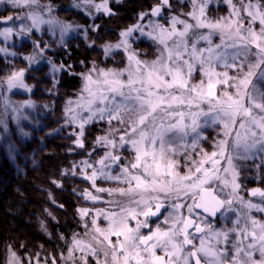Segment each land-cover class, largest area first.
Masks as SVG:
<instances>
[{
    "label": "snow or ice",
    "instance_id": "6c2138e0",
    "mask_svg": "<svg viewBox=\"0 0 264 264\" xmlns=\"http://www.w3.org/2000/svg\"><path fill=\"white\" fill-rule=\"evenodd\" d=\"M84 2L91 3L92 0ZM191 2L194 11L187 15L195 23L172 15L168 27L153 23L150 25L152 31L145 33L144 26L136 24L120 33L122 39L118 43L105 45L106 55L113 49L121 48L127 53V68L105 70L94 67L89 70L83 74L85 83L82 92L87 93V99L81 96L79 101L70 100L66 107V113L69 114L67 123L78 122L79 132L75 143L81 148L84 147V127L97 116L103 120L107 115L109 123L117 120L125 126L118 142L108 136L97 138V144L112 149L97 161L99 168L93 167L87 160L82 162L85 168L92 169L91 175L84 173V178L90 180L93 187L98 178L126 185L110 189L96 188L97 192L128 197L129 204L134 205L129 207L119 201H109L117 204L119 211L107 214L98 211L96 214H103L110 221L107 234L104 230L95 229L103 235L104 240L111 245L110 235L123 237L111 247V264H264V221L250 215L252 210L264 213V191L259 188L251 191V196H258L260 203L245 201L240 197V184L237 183L239 172L234 164L236 158H250L249 153L253 150L264 152V90L259 86L264 83V5L251 2L244 4L241 0L243 10L251 18L247 29H244L241 9L236 8L232 0L225 2L233 9L231 15L237 17L235 20L223 17L215 21L202 19L209 0ZM0 3L29 9L24 16L0 18L3 24L21 19L30 21L21 25L17 33L19 35L30 34L34 29L39 31L44 24L58 23L54 19L45 20L42 12L36 10L44 7L47 12L52 11L50 5L41 6L39 0H0ZM197 4L198 12L195 10ZM95 7L97 11L111 14L108 0H103L102 4ZM171 7L170 0H158L150 13H142L140 19L146 15L162 16L164 9ZM257 20L260 25L258 32L252 27ZM177 25H182V29H178ZM72 27L70 24L60 25L61 33L68 32ZM205 28L210 30L207 35L195 31ZM135 31L163 45L157 60L141 61L130 50L128 38ZM216 31L221 34V44L212 47L211 36ZM244 31H247V35L243 34ZM190 32L193 34L191 44L188 39ZM12 34V27L0 31V36L5 39ZM225 37L233 42L226 44ZM200 40L207 41L209 47L198 48ZM33 45L40 47L36 41H33ZM222 47L224 50H220ZM253 47L255 52L252 51ZM227 48L236 51L230 54ZM6 51L0 48V52ZM249 55L256 57L254 62H248ZM185 56L188 58L185 59ZM242 56L244 60L237 63ZM25 59L34 62L35 57ZM217 63L225 69H238V72L235 76H229L227 70L217 72ZM197 64L204 78L193 83ZM25 71H13L0 82V86L6 83L8 91L14 88L31 91L23 80ZM125 72L127 78L122 79ZM220 84L228 85L233 91L218 94L217 85ZM73 103L76 108L87 110L90 115L82 118L72 107ZM98 104L103 107H95ZM203 104L208 105L207 111L202 107ZM31 106V101H24L12 110L18 113L21 108ZM201 117L208 118L204 123L210 120L213 124H221L225 138L218 141L217 150L210 155L201 149L203 158L199 162L193 161L195 168H189L187 173L181 175L177 170L179 162L172 159V154L180 149L197 148L201 138L198 131L202 126ZM149 128L154 134H150ZM190 135L193 136L192 143L187 144ZM125 146H130L134 151V161L121 165V155L113 150ZM222 160L226 161L227 166L221 164ZM206 164L210 166L205 167ZM112 165L120 169L115 175L110 174ZM221 171L224 177L220 175ZM229 175L231 179L227 178ZM214 181L218 182L215 187ZM225 189L230 190L222 196ZM145 193L150 195L145 196ZM160 194H163L164 199L174 196L179 201L183 197L191 200V203H172V211L163 220L169 227L164 229L157 224L153 230L149 218L162 215L161 209L165 207ZM85 195L92 200L99 199L91 193L86 192ZM234 202L241 205V211L233 207ZM181 209H186L187 215ZM80 212L82 216L88 214L87 209ZM228 212L236 213L232 227L215 228L209 218L216 217L217 213L226 216ZM129 219L136 222L135 227L129 225ZM142 228L149 229L147 235L141 233ZM74 244L79 248L82 242L75 240ZM89 248L91 254L95 255L96 250ZM157 250L162 254L158 255ZM256 252L259 253V260L253 258ZM104 255L107 257L109 253L105 251ZM9 264H18L15 254ZM105 264L109 262L106 260Z\"/></svg>",
    "mask_w": 264,
    "mask_h": 264
},
{
    "label": "rangeland",
    "instance_id": "374dc122",
    "mask_svg": "<svg viewBox=\"0 0 264 264\" xmlns=\"http://www.w3.org/2000/svg\"><path fill=\"white\" fill-rule=\"evenodd\" d=\"M110 2L111 0H108V8L111 10V8L109 7ZM232 2L236 6V8L241 9L240 17L243 18L242 24H243L244 29H247L251 18L248 17L247 12L243 10L241 0H232ZM243 2L244 4L251 2L253 4L264 5V0H243ZM102 3H103V0H92L91 3H85L84 0H79L77 3H75V5H79V6L77 7L73 5L72 8L74 10L85 12L87 9H95L96 11V16L93 17L90 22H87V21L81 22L80 20H77V21L69 20L71 15H68V13L70 12L63 7L65 6L64 4L62 3L56 4L54 0H39V4L41 6L50 5L52 7L51 13L47 12L46 8H45V11L42 12V14L44 15V19L45 20L54 19L58 23L53 24V25H48V24L41 25V28L39 31L34 29L32 30L30 34H27V35H19L17 33L19 32L21 25L28 24L30 23V21H26V20L21 21L22 20L21 19V20H16L15 23H18L17 25H13V26L0 25V31H2L5 27L13 28V34L7 39H5L3 36H0V41L3 42V44L0 45V48L4 47L5 45H9L8 50L15 51V53L17 52L18 55H21V57L24 58L22 59V61L12 59V62H11L12 64H10V66L7 68H4L2 67V65H0V82H2L13 71H17L20 69H26L23 80H24V83L28 86V88L31 89V91H28L26 89H20V90H16L15 88L12 89L11 91H13L14 93H17V96H13L14 98H16L15 102L21 104L24 101H31L32 106H35L34 101H39V103L44 102V105L40 103V105L37 106L38 108L44 111V113H42L41 116H37V118L42 117V121H38L37 118L33 119L32 117H30L32 110H30V107L25 108L26 110H24V112L26 113V116H24L18 122L21 125L18 128L21 132H24L26 128H28L29 130H34V134L32 131H29V130L27 134L30 136H34L33 138L37 136L39 139L45 134L46 131L54 127L53 123L57 120V118L54 113V109H56V106L54 104L53 98L54 96L55 98L57 97L56 95H54L55 93L54 89L44 88V85L42 84L41 80H42V75H44L46 79L48 80L51 79L50 81L53 82L51 84L54 86H55L54 81L55 82L58 81V79H56L57 71H55L53 66L55 65V62L56 64H59L58 63L59 60L57 59V57L54 56L56 54L54 52H57L60 46H66L68 48L70 42H72L70 38H78L77 44H76L77 46H79L78 43L81 40H83L89 49L96 46L97 48L104 50L105 45H114L122 39L120 34L113 35L112 33H110L111 35H109V37L107 38L105 37L106 39L104 41L100 40L98 42L97 40L92 38L91 35L94 32H97L102 24L101 22L98 21V18L105 13L102 10L97 11L95 6L98 4H102ZM157 3H158V0L156 3H154V5H151V7H149L148 11L146 12L144 11L142 13H150L151 9L155 7ZM170 3L172 7L165 8V10L168 13H166L167 14L166 16L165 14H163L161 19L158 17H152L148 21L146 20L148 15L144 16L143 19H140V16L142 14L141 13L139 15V18H137L136 22L130 25L129 27H132L136 24H141L144 26L145 33H148L152 31V28L150 27V25L153 23H161V24H164L165 27H168L169 18L172 15H176L180 19L186 20L189 23H195L194 19L191 16L187 15L188 13L194 11L191 0H170ZM62 7L64 8V10L60 9ZM198 8H199V4H197L196 9H195L197 12H198ZM14 9L16 8H13L9 4H6V3L0 4V18H4V15L12 16L14 14L17 16H24L25 13L29 11V9L27 8H20L19 10H16L18 12L15 13ZM11 10H14V13H11ZM36 10L39 11V8ZM232 11L233 9L225 2V0H209V2L207 3L206 9H205V17H202V19L207 18L209 20L215 21L223 17V18L235 20L237 19V17L234 15H231ZM44 13H46L47 15L45 16ZM225 22H227V20ZM62 24H70L73 27L68 32L62 34L60 30V25ZM182 27H183L182 25H177L178 29H182ZM252 27L255 31L258 32L260 28L259 21L257 20L255 23H253ZM234 30L235 29L233 28L232 31L234 32ZM195 31L196 33L207 35L210 30L205 28V29H197ZM243 34L247 35V31H244ZM188 39H189V44H191L192 39H193V34L191 32L189 34ZM33 41H36L40 47L39 48L34 47ZM94 41L97 42L98 44H95ZM211 41H212V44H211L212 47H215V45L217 44H221V34L219 31H216L212 34ZM128 42L130 45V50L134 51L137 54V58L140 59L141 61L152 62L154 60H157L161 54V49L163 48V45H160L157 41H154L153 39L149 38L147 35H141V33L138 31H135L132 33V35L128 38ZM142 42H146L147 44H149L151 46V49L148 50L144 47H141L140 44ZM232 42H233L232 40H228L227 37H225L226 44H231ZM169 45L171 46V41H169ZM197 47L207 48L209 47V44L207 41L200 40L197 43ZM40 49H43V51L41 52ZM48 50L52 53L47 52ZM220 50H224L223 47ZM227 51L228 53L231 54L235 52L236 49L227 48ZM252 51L255 52L256 49L253 47ZM205 55H207V53H205ZM32 56L35 57L34 62H30L25 59V57H32ZM106 56L111 58L113 61L117 59L118 65H114V67H112V65H109L107 62L105 63V61H102V60L91 61L89 65H87L81 70L83 71L82 76H81L82 82L80 85V89L77 90L79 93V98L78 99L76 98V100L70 99L71 101L73 102L79 101L81 96L87 99V93L82 92V89L85 83L83 79V74L89 72V70L93 69L94 67L99 68V69H105V70H108V69L124 70L127 68L128 66L127 53H125L122 48L113 49ZM121 58L124 59L123 64L120 61ZM187 58L188 57L185 56V59ZM255 59L256 57L253 55L248 56V62H254ZM243 60H244V57L242 56L237 60V63H240ZM74 68L73 70L77 71ZM196 69L197 70L193 73V80H192L193 83H198L201 79L204 78L202 72L200 71L199 64L196 65ZM215 70L217 72H223L227 70L229 76H235L238 72V69H225L222 66V64H219V63L216 64ZM93 75L95 76V73H93ZM31 76L32 78L33 76H36L38 80L41 82L39 83L33 80L35 83L34 84ZM126 78H127V72H125V75L124 77H122V79H126ZM254 82H255V78H254ZM259 86L261 87L262 90H264V83H261ZM2 88H6V85L3 84ZM11 91H7L8 92L6 96L7 101H9L12 98ZM222 91L232 92L233 89L230 88L226 84L217 85V93L219 94ZM74 96H77V95L74 94ZM68 102L69 100L67 101V105H68ZM205 105L206 104H203L202 107L207 111ZM72 107L76 108V104L73 103ZM95 107H103V105L98 104ZM0 110H1V107H0ZM76 111L80 113V116L82 118H87L90 115V113L85 109L76 108ZM206 119L208 118L201 117L202 126L198 130L201 134V138L198 141L197 148L195 150H193L192 148L180 149L178 152L172 154V159L179 162L177 170L180 172L181 175L187 173L189 168H193V169L195 168L196 165L193 164V161L199 162L203 158L201 149L203 150V153H207L210 155L213 151L217 150L216 144L218 143V141L225 138L223 136V126L219 123L213 124L211 123L210 120H208V123H204ZM103 120H107V123L105 122L104 125L99 127L98 137L108 136L109 139H116L119 136V134H123V130L125 126L121 125L117 120H112L113 123L112 122L109 123L107 119V115H105V119ZM165 123H167V119L165 120ZM56 125H59L62 128H68L69 123H67V120H66V121L59 122ZM87 126L88 125H85L84 127V136L82 137L83 142H84V147L81 148L76 145V150L83 154L84 153L88 155L91 154V156H93L97 162L104 156L105 152L110 151L112 149L103 147L100 151H94V147L101 146V145L96 143L97 140L93 144H89L87 140V137H88ZM41 128L42 130L40 131ZM148 131L150 132V134H154L151 132V128H149ZM192 139H193L192 135L188 136L187 144H191ZM209 140H211V142H209ZM30 141H32V139ZM229 141L231 142V138H229ZM3 142H4V145H3ZM3 142H2V146H3L2 155L3 157L9 158V156H11L16 150L15 144L18 143L17 133H15L14 136H12V134H10V136L6 135ZM28 142L29 141L22 142L20 144L19 149L17 150L18 156L22 155L25 158V160L29 158L28 151L30 150H29V147H26V144ZM33 143L35 144L36 141L32 142V144ZM32 147L33 146H31L30 149ZM69 153H75V152L70 149ZM118 154L121 155V158H122L120 161L121 165H128L130 164V162L134 161L135 153L134 151L131 150L130 146H125L124 148H120ZM249 156L250 158L248 159H239V158L234 159V164L237 166V170L239 172L237 183H240V180L244 181L245 179H250V180H253L255 184L249 185V187H252V189L259 188L261 190H264V171H262L264 169V152H261L258 149L253 150L251 153H249ZM221 164L223 166H227L226 161L222 160ZM209 166L210 165L208 164L205 165V167H209ZM99 167H100L99 164L98 166L97 165L95 166V168H99ZM119 171L120 169L118 166L112 165L110 169V174L115 175ZM131 171L136 172L137 170H131ZM90 172H92V169L90 170ZM220 175L224 177L225 174L221 171ZM227 178L231 179V176L229 175ZM217 183L218 182L214 181L213 187H215ZM255 185L257 186L254 187ZM243 186H244V190H241L239 192L240 197L245 198L244 199L245 201H251L253 203L261 202L258 196L250 198L251 194L247 193L249 191L248 188H246L245 185ZM116 187H126V185L119 183L117 181L98 178L96 181V186L93 187V190L86 191L87 193H91L93 196L99 197V199L92 200V199H89L85 195V200L88 201L87 202L88 205L85 206V209L88 210V214L85 215V217L86 219H89L88 221H91L92 229L87 239H79L82 242L81 247H79V250L80 252L90 251V248H89L90 246L91 248H94L96 250V254L91 255V256L80 257V256H74L69 253V254L59 257V259H56V261H53L51 264H74V262L76 263L77 261L79 262V264H85V259L87 261V264H105L106 260L109 262V264H111V247L112 245H117V242L120 240H123V237L122 236L117 237L115 235H110L109 239L111 240V245L108 243V241L104 240L103 235H101L99 232H96L95 229L99 228L101 230H104L105 234H107V229L109 228L110 221L105 219L103 214L99 216H97L96 214L98 211H102L105 214L111 213L113 211L118 212L119 207L117 206V204L109 203V201H119L121 204L129 206V207H134V205L129 204L128 197H122L119 195H109L107 192H97L96 188L110 189V188H116ZM246 193L248 194L249 197H245ZM222 194H226L225 190ZM144 195L148 196L150 194L145 193ZM151 195H156V194L151 193ZM160 195L163 201V198H164L163 194H160ZM135 198L139 199V197H135ZM234 205H237L236 209L238 212L242 210L240 204H234ZM228 215H229V212L226 213V216L223 217V221H225L223 223L225 224L229 223L230 221V220L227 221ZM250 215L258 220L264 221V213H259V212H256L255 210H252ZM234 216H235V213L230 212V217L232 218ZM93 220H95V224H93ZM135 223L136 222L134 220L129 219V225L131 227H135ZM41 227L46 233H48V230L46 228L44 221H42ZM93 237H96V239H93ZM97 244H98L99 249L95 247V245ZM81 248H83V251L81 250ZM105 251L109 253L107 257L104 255ZM32 255L35 258V261H31V259L29 258L28 260H30L31 263L33 264L47 263L48 264L47 261L45 262L42 261L41 257L39 259V256H40L39 253H35ZM8 257L12 259L13 253H6L5 254L6 260L4 262L0 261V263L1 264L8 263ZM15 257L17 259V255H15ZM89 257H92L91 261H88ZM253 258L256 260H259V253L256 252Z\"/></svg>",
    "mask_w": 264,
    "mask_h": 264
},
{
    "label": "trees",
    "instance_id": "16d2710c",
    "mask_svg": "<svg viewBox=\"0 0 264 264\" xmlns=\"http://www.w3.org/2000/svg\"><path fill=\"white\" fill-rule=\"evenodd\" d=\"M54 1L56 4L62 3L65 5L63 7L70 12L68 15H71L69 18L71 21L90 22L96 16L95 9H87L85 12L74 10L72 6L79 0ZM156 2L157 0H111L109 3L111 14L104 13L98 18V21L102 24L99 30L91 35L92 38L99 42L109 37L110 33L119 35L120 32L134 24L142 12L148 11L149 7ZM63 7L60 9L64 10ZM19 9H14L15 13ZM14 10H11V13H14ZM39 11L44 12L45 8L41 7ZM166 13L168 12L164 9L163 14L165 16ZM12 16L16 17L17 15ZM162 16L158 18L161 19ZM4 17L7 16L4 15ZM152 17L155 16L148 15L146 20L149 21ZM15 22L16 20L0 25H17L18 23ZM70 40L72 42H70L68 48L60 46L57 52H54L56 53L54 56L59 60V64L55 62L54 65L55 71H57L56 79H58L57 82L54 81L56 87L51 84L53 83L50 81L51 79L48 80L42 75L41 81L44 88H53L55 91L54 95L57 98L54 96L53 101L56 106L54 113L57 120L53 123L54 127L46 131L39 139L37 136L33 138L34 136L28 135V128L24 132L18 129L21 126L18 122L26 116L24 112L26 107L21 108L18 113L14 112L12 109L22 104L15 102L16 98L13 96H17V93L11 91L12 98L7 101V86L6 88L0 86L1 262L6 260V253L17 255L18 264H33L28 259L35 261L32 255L35 253H39V259L41 257V260L47 261L48 264L69 253L80 257L92 255L91 251L80 252L74 241L87 239L92 229L91 221H88L89 219H86L85 215L82 216L80 212L88 205V201L85 200V192L93 190L92 182L84 178V173L91 175V169L85 168L82 162L87 160L93 167L98 166V163L93 156L76 150L75 140L79 132L78 123H69L68 128H62L56 124L69 118V114L66 113L67 101L79 98L77 90L80 89L83 72L81 70L84 67L94 60L105 61L112 67L118 65V63L117 59L113 61L107 57L103 49L96 46L89 49L83 40L77 46L78 38H70ZM2 44L3 42L0 41V45ZM95 44L98 43L95 42ZM140 46L148 50L151 49V46L146 42H142ZM1 48L7 50L6 52H0V65L4 68L12 64V59L18 61L24 59L17 52L16 55H11L15 51L8 50L9 45ZM47 52L52 53L49 50ZM120 61L122 64L124 63V59L121 58ZM73 68L77 71H74ZM33 80L41 82L36 76H33ZM4 84L6 85V83ZM15 89L20 90L21 88ZM74 94L77 96H74ZM34 102L35 106L30 107V110H32L30 117L33 119L44 113L42 109L37 107L40 103L44 105V102ZM205 106L208 109V105ZM37 119L42 121V117ZM105 122L107 123V120H101L97 116L92 122L86 124L88 125L87 140L89 144H93L97 140L99 127L104 125ZM111 122L113 123V121ZM29 131L34 134V130ZM15 133L18 137V143L15 144L16 150L9 158L3 157L2 142L6 135L10 136L12 134L14 136ZM120 135L122 134H119L115 139L117 142ZM31 139L32 141H30ZM27 141L29 142L26 147H29L30 151H28L29 158L25 160L22 155L18 156L17 150L22 142ZM35 141L36 143H33V145L32 142ZM31 146L33 147L30 149ZM102 148L103 146H96L94 151H100ZM70 149L75 153H69ZM119 149L114 151L119 153ZM244 181H249V179ZM42 221L45 222L48 233L42 229ZM95 247L98 248V244ZM91 259L92 257H89L88 261H91ZM10 260L11 258L8 257V263L6 264H9ZM74 264H79V262H74Z\"/></svg>",
    "mask_w": 264,
    "mask_h": 264
},
{
    "label": "flooded vegetation",
    "instance_id": "af4514ba",
    "mask_svg": "<svg viewBox=\"0 0 264 264\" xmlns=\"http://www.w3.org/2000/svg\"><path fill=\"white\" fill-rule=\"evenodd\" d=\"M209 142H211V140H209ZM262 171H264V169H263ZM261 182H262V181H261ZM239 184H240V188H239V190H238V194H239V195H240L239 192H240L241 190H244V186H243V185H245L246 188H248L249 191H248L247 193H248V194H251V191H252L253 189H252V187H249V185H254L255 182H254L253 180H250V179H249V181H243V180H240V183H239ZM256 186H257V185H255L254 187H256ZM229 190H230V189H225L226 194L228 193ZM262 191H264V190H262ZM247 193L245 194V197H249ZM226 194H221V195L223 196V195H226ZM252 197H253V196H250V198H252ZM243 199H245V198H243ZM176 202H179V203H191V200H186L185 198L181 197V199H180L179 201H177V200H175V197H174V196L169 197L168 199H164V198H163V203H164L165 207L161 209L162 215H160L159 217H151V218H149V221H148V222H149V225H150L151 229L155 230L157 224H159L160 227H161V228H164V229H166L167 227H169V225H166V224L163 223V220H164L165 217L168 216L169 212L172 211L171 204H172V203H176ZM234 204H239V203H238V202H234ZM233 207L236 208L237 205H233ZM196 211H197V212H200L201 210H196ZM181 212H182L184 215H187V211H186V209H181ZM205 215H206V214H205ZM223 217H224V216H221L220 213H217V216H216V217H214V218L210 217L209 219L213 222V226H214L215 228H217V229L224 228L225 226H227V227H232L233 222H234L235 219H236V213H235V216L231 218V217H230V212H229V215H228V217H227V221H228V220H230V221H229V223H227V224L223 223V222H225V221H223ZM139 219L143 220L144 217H141V218H139ZM148 232H149V229H147V228H142V229H141V233L144 234V235H147ZM157 254L159 255V254H162V253L158 250Z\"/></svg>",
    "mask_w": 264,
    "mask_h": 264
},
{
    "label": "water",
    "instance_id": "95a60500",
    "mask_svg": "<svg viewBox=\"0 0 264 264\" xmlns=\"http://www.w3.org/2000/svg\"><path fill=\"white\" fill-rule=\"evenodd\" d=\"M155 17H159V16H155Z\"/></svg>",
    "mask_w": 264,
    "mask_h": 264
}]
</instances>
